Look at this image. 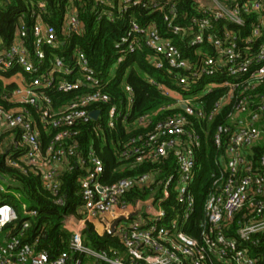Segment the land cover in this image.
I'll return each instance as SVG.
<instances>
[{"label": "built area", "instance_id": "2783aa9c", "mask_svg": "<svg viewBox=\"0 0 264 264\" xmlns=\"http://www.w3.org/2000/svg\"><path fill=\"white\" fill-rule=\"evenodd\" d=\"M97 1L98 7L111 4ZM194 1L196 13L183 14L181 20L172 0H119L120 16L141 6L162 16L165 31L157 19L143 24L130 17L115 44L118 62L126 54L146 51L147 60L165 70L175 87L151 79L171 100L153 115L136 119L141 131L120 152L132 165L153 169L112 183L103 181V159L94 149L83 151L78 137L83 125L105 115L110 128L124 121L134 101L133 88L125 87L129 108L127 102L121 106L113 101L104 77L86 52L72 44L83 32L76 11L66 13L61 33L37 15L28 26L22 15L13 42L5 46L0 40V134L10 130L8 164L39 170L56 204L64 203L62 171L78 167L84 172L79 180L81 217L64 218L69 248L56 254L38 249V237L25 241L36 209L22 203L21 214L0 201V264H259L252 248L264 233V151L256 159L253 147L264 146V0ZM98 14L115 20L112 11L98 8ZM52 92L72 95L55 106ZM215 93L210 103L207 97ZM94 110L100 111L97 119ZM166 110L173 112L155 119ZM219 117L213 136L216 168L210 173L203 216L192 221L203 144L197 123ZM3 146L4 141L0 150ZM166 167L170 172H163ZM136 188L147 195L129 199ZM0 191L9 192L3 184ZM108 216L124 218L115 230L112 220L93 221ZM89 224L99 234L117 235L121 246L88 245L84 232Z\"/></svg>", "mask_w": 264, "mask_h": 264}, {"label": "trees", "instance_id": "16d2710c", "mask_svg": "<svg viewBox=\"0 0 264 264\" xmlns=\"http://www.w3.org/2000/svg\"><path fill=\"white\" fill-rule=\"evenodd\" d=\"M172 1L177 4L181 20H185L182 19L183 14L190 17L197 11L194 0ZM40 2L44 3V7L40 6ZM110 2L111 4H100L98 7L97 0H0V40L3 45L7 46L13 42L22 15L28 26L33 24L37 15L55 25L61 33L66 13L74 9L82 22L83 32L73 38L72 44L79 45L86 52L91 65L104 77L105 89L112 95L113 101L121 106L125 105L128 95L125 87L130 85L133 88L134 101L124 121L119 120L114 128H110L107 126L105 115L83 125L78 137L83 151L94 149L103 159L105 168L103 181L106 183L153 169L147 164L132 165L130 160L120 156V152L123 144L133 134L141 131V128L135 124L136 119L145 114L153 115L171 100L163 95L151 79H157L159 83L175 87L165 70L156 69L147 60L146 51L126 54L119 63L120 53L115 46L121 35L126 32L130 17L143 24L157 19L160 27L165 31L162 16L151 13L141 6H133L126 14L120 16L119 0H110ZM98 8L112 11L115 20L111 21L109 15L99 18ZM116 63H118L117 66ZM261 89L264 90V86ZM51 95L55 106H58L67 101L72 94L52 92ZM216 97L215 93L206 99L213 103ZM172 112L173 110L159 111L155 119L163 118ZM221 119L219 117L214 122H204L202 125L197 123L203 135V144L198 151V172L193 187L197 209L195 219L192 221H199L203 216L204 202L210 185V173L216 168L214 157L218 154L213 145V136ZM9 133L10 130L6 129L0 134V143L4 141V146L0 150V174L14 193L0 191V201L12 204L17 210L20 203L25 202L30 208L38 211V215L32 219V224L27 230L25 241L33 242L38 237L37 248L48 249L51 254L68 249L71 234L63 228L62 221L67 215L80 214L83 199L79 180L84 172L78 167L72 170L66 167L62 171L60 195L64 197V203L56 204L54 197L44 187L39 170L27 168L25 171L8 164L9 152L5 139H8ZM263 151L264 146L253 147L256 159ZM174 157V154H171L169 161L174 162ZM170 170L166 167L163 172L167 173ZM147 192L136 188L128 195V198L133 200L137 197L144 198ZM241 214L242 212L234 221H238ZM22 218L21 216L17 226H20ZM234 227L236 222L233 223L232 228ZM232 228L228 231L230 234H233ZM259 236L260 241L252 248V252L259 258V264H264V233ZM84 239L88 245L96 249L121 246L117 235L107 232L99 234L92 224H89L85 230Z\"/></svg>", "mask_w": 264, "mask_h": 264}, {"label": "crops", "instance_id": "0c3cea01", "mask_svg": "<svg viewBox=\"0 0 264 264\" xmlns=\"http://www.w3.org/2000/svg\"><path fill=\"white\" fill-rule=\"evenodd\" d=\"M5 141H7V142L9 141V143L11 144L12 139H10V138L9 139H5ZM9 149H10V146H9ZM78 217H81V216L77 214V216H72L69 219H70V221H79ZM116 219L113 220V216H108L106 218H103L102 220L94 219L93 221H110V220L115 221Z\"/></svg>", "mask_w": 264, "mask_h": 264}, {"label": "water", "instance_id": "95a60500", "mask_svg": "<svg viewBox=\"0 0 264 264\" xmlns=\"http://www.w3.org/2000/svg\"><path fill=\"white\" fill-rule=\"evenodd\" d=\"M99 112H100L99 110H94V111H92V115H93V117H94L95 119H97ZM0 178H1V175H0ZM141 207H142V205L140 204V205H139V208H141ZM122 218H124V217H118V218L112 223V227H111L112 230H115L116 225L118 224V222H119Z\"/></svg>", "mask_w": 264, "mask_h": 264}, {"label": "rangeland", "instance_id": "374dc122", "mask_svg": "<svg viewBox=\"0 0 264 264\" xmlns=\"http://www.w3.org/2000/svg\"><path fill=\"white\" fill-rule=\"evenodd\" d=\"M126 106V108H129V104H128V102H127V104L125 105ZM1 175V174H0ZM7 176V175H6ZM0 183H2L7 189H8V191L9 192H11V193H14V191H13V189L11 188V187H8V184L2 179V178H0ZM17 197H18V195L17 194H15ZM22 203H25V202H22ZM22 203H20V207L18 208V210H19V213H21V206H22ZM27 204V203H26ZM28 205V204H27ZM29 206V205H28ZM22 214V213H21Z\"/></svg>", "mask_w": 264, "mask_h": 264}]
</instances>
